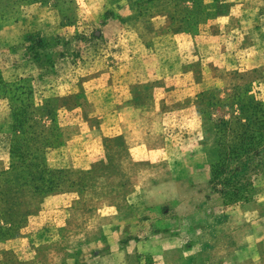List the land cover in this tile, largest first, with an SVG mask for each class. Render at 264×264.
<instances>
[{
	"label": "rangeland",
	"instance_id": "1",
	"mask_svg": "<svg viewBox=\"0 0 264 264\" xmlns=\"http://www.w3.org/2000/svg\"><path fill=\"white\" fill-rule=\"evenodd\" d=\"M1 1L5 19L0 22V77L22 86L28 95L24 112L29 119L20 132H14L12 105L0 96V264L191 263L179 258L182 248L172 249L177 245L172 241L176 231L167 226L171 214L166 211L171 205L166 194H147L153 185L170 180L172 168L167 162L135 164L118 137L106 142L111 157L104 165L83 171L51 168L57 156L54 149L60 146V124H82L79 111L58 113L55 81L71 71L66 65L57 66L59 60L76 70L75 80L103 73L125 84H149L166 71L155 43L144 42L135 30L140 25L144 39L168 29L206 37L200 38L204 44L200 56L191 47L185 58L188 64L171 71L177 76L190 71V84H199L191 93L201 92L199 115L193 113L200 132L198 145L190 153L195 164L174 169L191 174L194 166L201 168L198 172L204 168L209 175L207 186L190 181L192 191L198 194L205 188L206 193H218L224 207L247 204L250 234L264 236V0ZM158 13L171 19L148 21ZM226 13L232 16L217 19ZM149 23L153 25L150 32L145 28ZM185 86H189L186 80L169 87ZM134 102L150 107L143 99ZM93 109L90 105L83 111ZM92 117L95 120L89 124L98 127L102 119ZM184 118L190 116L156 115L148 121L151 127L166 122L185 131L190 127ZM123 121L129 126L133 118L125 115ZM139 125L140 121L135 127ZM183 137V132L172 134L176 140ZM180 147L170 149L172 157L182 155L185 150ZM12 149L17 159L10 171ZM43 167L52 171L62 201L57 208H49L54 205L49 198L41 212L26 213L23 204L36 207L51 190L33 179ZM126 188L131 192L126 199L130 209L123 207L125 202L122 206L115 201L118 209L105 207L93 213L102 198L123 194ZM116 212L125 220L119 221ZM31 214L36 215L28 217ZM238 217L231 221L237 232L228 233L217 246L212 244L216 254L237 248L228 237L245 233L247 218ZM8 241L13 242L4 245ZM263 241L258 248L253 246L250 259L241 264H264ZM190 252H196L194 245Z\"/></svg>",
	"mask_w": 264,
	"mask_h": 264
},
{
	"label": "crops",
	"instance_id": "2",
	"mask_svg": "<svg viewBox=\"0 0 264 264\" xmlns=\"http://www.w3.org/2000/svg\"><path fill=\"white\" fill-rule=\"evenodd\" d=\"M146 1L149 2V0ZM231 16V13H226L217 19H229ZM155 19H171V16L158 13L150 17L148 21ZM152 26L149 23L145 28H148L150 32V29L152 30L153 28ZM135 30L138 31L144 42L153 41L155 43L157 55L162 60V67L166 71L162 78L149 82V84H125L123 81L111 80L112 77L110 78V75L103 73L80 75L75 80L72 78L76 70H73L67 61L59 60L57 66L66 65L67 69L71 68V71L70 73H62V76L55 81L56 95L53 96L58 102V113L62 112L65 114L79 111L82 124H85L87 128L81 131L80 127H82V124L77 125V127L60 124L62 143L58 149H54L57 152L55 154L57 156L55 160L53 159L50 162L52 163L51 168L83 171L104 165L110 161L111 157L106 142L121 137L124 140V146L129 154L130 161L135 164L167 162L170 165V169L172 168L170 180L153 185L147 191V194L156 192L166 194L167 202L171 205L166 211V213L171 214L168 217L167 226L176 231L172 235L173 240L172 238L169 239L177 243L172 249L182 248L179 258L190 261V264L245 263L250 259V255L253 254V246L258 248L264 238V236L260 238L250 234V206L246 204V206L224 207L218 193H206L205 188L199 189L198 194L196 191L193 192L190 181L199 180L198 182H202L206 186L208 184L209 175L204 168L202 169L203 172H198L201 168L194 166L193 169L196 171L191 172V174L185 173V171H176L178 167L195 164L190 153L198 145L200 132L195 127L196 121L193 113L199 115L201 92L198 94L191 93L199 84H194V82H192L194 86L190 84V71L181 72L180 76L175 75L171 71L177 65L183 67L188 64L185 62V58L188 57L191 47L192 49L197 48V50H194V54L198 53L197 55H199L200 46L204 45L200 38L206 37H193L188 32L176 33L168 29L158 34H156L157 31L153 30L155 34H148V39H144V35L140 32L143 31L142 25L138 26V29L135 26ZM208 40L210 39L208 38ZM197 55L195 57H198ZM184 80H186V83L188 82V87L185 86L183 89L179 88L177 90L169 87L171 84L181 83ZM64 82H67L69 86H62L61 83ZM68 88H71V90L67 93L60 91ZM141 99L147 102L150 107L146 108L134 102ZM78 101H83L81 102L83 105ZM90 105H93V110H90L89 113L83 111L85 106ZM175 113L184 117L190 116V119L184 118L189 119L188 126L190 128L186 127L185 131H180L181 129L173 128L166 122H161L160 127L150 126L148 117L159 115L169 119ZM92 115H98L100 116L98 119H102L98 127H93L89 124L95 120ZM125 115L133 118V121H130L132 124L129 126L124 125L123 117ZM139 121L141 125L135 127V124H138ZM180 132L184 134L183 139L176 140L172 138V134ZM135 134H138L137 139L139 141L136 138L133 139ZM157 140V145L149 144ZM178 146H181L185 151L182 152L180 157H172L170 149ZM128 192L126 188L123 194L119 193L102 198L93 213L97 214L105 207L118 209V203H115V201L122 206L123 202H125L123 207L130 209L129 203L127 204L126 202V199L131 195V192ZM60 196L63 195L55 191V193L41 197L36 207L29 208L23 204L24 210L26 213L35 211V213H39L42 210L44 201L49 198H53L52 204H54L49 208H57L62 201ZM70 209L74 210L75 208L71 206ZM34 215L36 214H31L28 217H35ZM223 215L226 217V222L225 220L222 221ZM241 215L247 218L245 221V233L241 235L233 234L230 235V238L228 237V241L232 240L230 243L236 245L237 248H228L225 251L223 250L225 253L217 252L216 254V252L212 251L213 247L215 249L212 244L217 246V242L223 240L228 233L237 232L238 227H234L231 221L234 216L239 218L238 216ZM114 216L121 222L125 220L117 212ZM221 232H226V235H222ZM9 242L13 241H8L4 245L8 246ZM193 245L196 252L192 253L190 250ZM197 247H201V249L197 250ZM189 255L192 257L189 258Z\"/></svg>",
	"mask_w": 264,
	"mask_h": 264
},
{
	"label": "trees",
	"instance_id": "3",
	"mask_svg": "<svg viewBox=\"0 0 264 264\" xmlns=\"http://www.w3.org/2000/svg\"><path fill=\"white\" fill-rule=\"evenodd\" d=\"M2 7H4V3L0 0V22H2L5 19V9H2ZM0 96L10 101L12 105L11 118H12V121L14 122L13 130L16 133L20 132V130L22 129L24 125V120L29 119L28 115H26V113L24 112L25 110L24 107H26L25 101L26 99H28V95L27 96L25 95V93L23 92L22 86L20 84L5 83L0 77ZM58 131L60 133L59 134V140H60L61 134H62L60 128H58ZM61 143L62 141H59L58 145H60ZM15 159H17L15 156V151L12 149L11 164H10V169H9L10 171H12V169L14 168ZM43 169L44 170L38 172L37 175L33 177V179H38L41 183L51 188V190L46 191L41 197L46 196L50 193H55V191L59 192L58 187L56 188L55 186L57 182L51 176L52 171L44 167ZM52 186H55V187L53 188Z\"/></svg>",
	"mask_w": 264,
	"mask_h": 264
}]
</instances>
